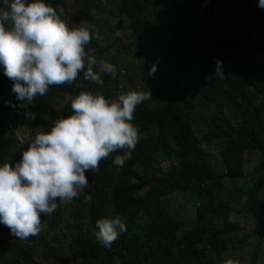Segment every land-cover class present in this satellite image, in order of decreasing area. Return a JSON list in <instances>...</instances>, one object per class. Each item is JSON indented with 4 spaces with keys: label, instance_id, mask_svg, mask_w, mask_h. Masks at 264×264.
I'll use <instances>...</instances> for the list:
<instances>
[{
    "label": "trees",
    "instance_id": "obj_1",
    "mask_svg": "<svg viewBox=\"0 0 264 264\" xmlns=\"http://www.w3.org/2000/svg\"><path fill=\"white\" fill-rule=\"evenodd\" d=\"M45 2L70 29L88 26L85 65L73 82L49 85L26 107L0 69V165L20 160L31 141L26 134L47 132L56 119L72 114L71 100L81 91L99 92L109 101L130 90H150L152 96L134 109L135 147L113 150L96 171L86 170L88 188L65 206L57 198L51 214H40L36 235L20 239L0 224L6 229L0 264H69L67 258L80 264H223L233 259L232 236L242 229L232 221V213H240L234 203L246 198L248 215L264 226V63L256 57L264 56V8L258 0ZM107 18L117 25L107 24ZM119 25L134 37L130 44L115 35ZM107 30L110 38L103 37ZM114 49L109 63L115 74L99 72L102 84L85 81L87 58H95L97 71L98 59ZM132 49L143 53L141 71L120 60L122 50L130 54ZM215 58L222 61V78L215 74ZM152 64L155 71L148 75ZM124 152L130 156L123 165L113 164ZM250 155L257 176L246 189L237 185L248 176ZM190 194L197 196L196 210L185 221L166 198L175 195L187 210ZM116 215L125 231L104 247L93 235L95 222ZM10 239L17 245L7 249Z\"/></svg>",
    "mask_w": 264,
    "mask_h": 264
},
{
    "label": "clouds",
    "instance_id": "obj_2",
    "mask_svg": "<svg viewBox=\"0 0 264 264\" xmlns=\"http://www.w3.org/2000/svg\"><path fill=\"white\" fill-rule=\"evenodd\" d=\"M258 7L264 8V0H258ZM89 40L87 25L70 29L45 0H0V69L13 81L11 91L21 107L38 94L43 96L49 85L73 82L84 68V45ZM96 63L94 57L87 58L85 81L102 84L99 72L115 74L112 63L100 61L94 71ZM154 71L155 65L147 74ZM215 74L224 76L219 58ZM150 96V90H130L114 101L99 92L81 91L75 96L72 114L56 119L49 131L27 141L18 162L0 165V224L20 239L36 235L41 230L40 214H51L57 198L71 200L84 192L86 170L94 169L113 150L135 147L137 128L130 121L135 107ZM128 156L130 152L117 155L112 163L121 166ZM95 223L93 235L104 247L125 231L119 215ZM223 264L239 262L229 258Z\"/></svg>",
    "mask_w": 264,
    "mask_h": 264
},
{
    "label": "rangeland",
    "instance_id": "obj_3",
    "mask_svg": "<svg viewBox=\"0 0 264 264\" xmlns=\"http://www.w3.org/2000/svg\"><path fill=\"white\" fill-rule=\"evenodd\" d=\"M110 6L107 5V8ZM107 24H110L112 26H116L115 21H111L110 18L105 19ZM108 29V28H107ZM119 33L122 35L123 42L125 44H130L132 41H134V37L131 35L130 31L127 29H124L123 26L121 27L119 25L118 28ZM112 35L110 34V31L107 30V33L104 34V38H110ZM115 49L112 50V52L105 58L103 59H98V64L100 61L104 62H110L111 60L114 59L115 57ZM153 60H156L155 54H153ZM257 59L261 62L264 63V56L263 55H258L256 56ZM120 60L124 63L130 62L134 67H137L138 71H141L142 67H144V60H143V53L141 54L140 50L138 49H132L131 53H126L125 50H122L120 52ZM121 62V63H122ZM123 64V63H122ZM156 66V64H152ZM99 66V65H98ZM126 68L123 66L120 70L124 71ZM120 83H121V79ZM117 100L113 99L112 101ZM22 125V124H21ZM40 133V132H37ZM36 133V134H37ZM35 134V135H36ZM28 140H33L35 138L34 135H25ZM251 156V155H250ZM249 156V157H250ZM256 159L254 158V155L250 157L249 164L247 165V174L248 176L240 181L237 186H240L241 188L245 187L248 189L249 187L252 188L254 183H255V176H257V171L254 169L256 166ZM97 166L92 169V171H96ZM226 185L231 186L230 183H227ZM88 188V185L85 189ZM84 189V190H85ZM228 195V194H227ZM187 202V208L189 209H184L180 207L181 201L178 197L175 198V195H172L168 198H166V201L169 204H173V213L176 214L179 218L184 219L185 221H190L192 220L193 213L196 210V204H197V196L194 194H190L188 196ZM224 198L231 199L228 196H223ZM60 200V204L66 205L70 203V200L67 198ZM246 198H243L240 203H234L236 206L238 204V210L240 213L233 214L232 213V221L237 222L241 225L242 229L237 233L232 236L233 243H232V248L233 250L230 251V256L233 258V260L238 261L239 264H264V226L258 221L256 217H253L252 215H248L247 212V202L245 201ZM232 201V200H231ZM235 202V200H234ZM177 208V210H176ZM185 210V211H184ZM46 222V221H45ZM47 223V222H46ZM44 224V223H42ZM6 234V229H0V236H4ZM46 235V234H45ZM16 239H10V243L7 249L11 247H15L17 245ZM261 244V245H260ZM69 261V264H80L79 259H74V258H67ZM46 264H54L53 261H48Z\"/></svg>",
    "mask_w": 264,
    "mask_h": 264
}]
</instances>
